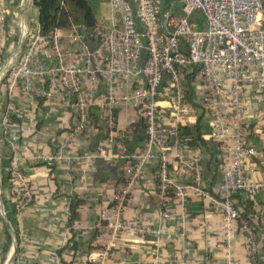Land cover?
Here are the masks:
<instances>
[{
    "label": "built area",
    "instance_id": "obj_1",
    "mask_svg": "<svg viewBox=\"0 0 264 264\" xmlns=\"http://www.w3.org/2000/svg\"><path fill=\"white\" fill-rule=\"evenodd\" d=\"M34 2L20 0L21 55L7 77L9 98L21 85L31 103L37 78L39 96L72 110L71 133L56 143L48 163L62 158L72 139L82 134L103 136L91 157L121 162L123 180L102 210L106 223L98 240L104 248L90 259L104 264L127 231L160 236V227L151 229L125 217L145 163L154 159L162 221L178 218L184 224L187 204L202 198L223 213L230 234L240 222L255 258L256 231L233 198L264 186L252 180V161L264 155V0H184L180 14L165 9L163 0H109L111 21L93 26L76 22L49 35L41 34L39 23L30 25L28 10ZM8 31L14 33L13 28ZM123 109L128 114L122 125ZM202 111L208 125L203 137L218 150L215 192L204 187L202 147L191 146L183 131V126L197 123ZM140 123L144 142L129 150L127 142L135 139ZM11 125L9 119L3 122L13 144ZM8 171L12 199L24 209L33 201L30 180L14 159ZM172 200L182 212L169 209ZM211 215L207 205L205 222ZM24 260L16 254L10 264ZM55 264H62L59 258ZM227 264L235 263L229 259Z\"/></svg>",
    "mask_w": 264,
    "mask_h": 264
},
{
    "label": "crops",
    "instance_id": "obj_2",
    "mask_svg": "<svg viewBox=\"0 0 264 264\" xmlns=\"http://www.w3.org/2000/svg\"><path fill=\"white\" fill-rule=\"evenodd\" d=\"M19 4L20 0H0V162L4 158L17 161L30 180L33 201L19 209L17 231L7 219L0 221L1 243L6 242L7 228L12 236L9 250L2 251L0 264H10L14 251L24 255V264H55L57 258L62 264H99L90 255L104 248L98 240L106 223L102 210L111 204L123 180L121 162L91 157L100 134L75 136L62 158L52 163L46 161L56 152V143L71 133L69 127L75 118L70 108L39 96L37 78L33 80L31 103L21 85L15 88L14 98H9L7 77L21 55ZM38 15L39 10L33 25L39 23ZM112 18L111 12L104 19ZM9 28L14 33L10 34ZM127 114V110H121L120 124L125 123ZM6 119L12 124L10 133L16 137L13 144L3 127ZM139 133L143 143L144 131ZM255 143L261 148V140ZM203 159L204 187L215 192L220 180L218 165L208 163L206 154ZM252 165L253 182H264V155L254 158ZM156 172L157 160L145 163L141 183L128 201L125 217L151 229L160 227V236L124 232L104 264H227L229 259L235 264H264V186L240 192L233 198L241 211H250L248 217L258 228L259 251L253 258L240 222L234 224L230 234L223 213L207 200L198 197L187 204L189 217L184 224L178 218L162 221ZM0 179L2 200L3 195L11 200L9 186L5 190L2 187L1 173ZM207 205L212 215L205 222ZM169 209L180 213L183 207L172 200ZM4 215L6 218L5 208Z\"/></svg>",
    "mask_w": 264,
    "mask_h": 264
},
{
    "label": "trees",
    "instance_id": "obj_3",
    "mask_svg": "<svg viewBox=\"0 0 264 264\" xmlns=\"http://www.w3.org/2000/svg\"><path fill=\"white\" fill-rule=\"evenodd\" d=\"M184 0H163V6L165 9L171 10L176 14H180L182 11ZM34 4L38 7L39 15L38 22L40 25V31L42 35H49L55 28H69L73 23L84 22L89 26H93L97 21L94 9L90 5L89 0H35ZM198 68L195 67L194 72L189 74V85L192 86V82L195 79ZM193 91V90H192ZM193 93V92H192ZM144 128L143 123L138 124L136 128V136L133 141L127 142L128 149H133L136 145L141 144L142 138L139 132H142ZM184 133L188 136L191 146L202 147L204 154L207 155V162L219 163L218 150L216 143L206 140L203 135L208 131V125L205 121L203 111L201 112L199 119L194 125L183 126ZM100 138L103 136L100 134ZM12 165V158H4L0 162V173L2 175V187L5 190L10 188L11 174L8 168ZM240 193V192H239ZM238 194V193H237ZM4 208L6 212V219L17 231V214L19 211L18 204L13 199L8 200L3 195ZM72 206V218L75 213V207ZM249 210L242 211L243 217L252 225L255 231L258 229L253 225L249 215ZM2 214L0 213V221H3ZM6 242L1 243L0 240V256L2 251H8L12 243V236L10 230L7 228L5 231ZM257 259V258H256ZM258 262V260L256 261ZM258 264V263H257Z\"/></svg>",
    "mask_w": 264,
    "mask_h": 264
},
{
    "label": "rangeland",
    "instance_id": "obj_4",
    "mask_svg": "<svg viewBox=\"0 0 264 264\" xmlns=\"http://www.w3.org/2000/svg\"><path fill=\"white\" fill-rule=\"evenodd\" d=\"M89 3L94 9V13L98 21H101L104 18H109L111 16L112 9L109 0H89ZM28 13L30 17V25L33 26V23L36 21L38 8L35 5H33L29 8ZM195 16L198 17L201 20V22H203L202 19L203 16L201 13H197L195 14ZM2 205H3V200H2V194L0 193V210L2 208Z\"/></svg>",
    "mask_w": 264,
    "mask_h": 264
},
{
    "label": "water",
    "instance_id": "obj_5",
    "mask_svg": "<svg viewBox=\"0 0 264 264\" xmlns=\"http://www.w3.org/2000/svg\"><path fill=\"white\" fill-rule=\"evenodd\" d=\"M0 183H1V179H0ZM0 193L2 194L1 184H0ZM0 213L2 214L3 218L6 220L5 215L3 214L4 213V205H2V208L0 210ZM16 253H17L16 251L13 252L12 261H14L16 259Z\"/></svg>",
    "mask_w": 264,
    "mask_h": 264
}]
</instances>
